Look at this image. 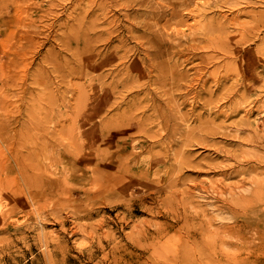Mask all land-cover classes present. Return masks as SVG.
<instances>
[{
  "label": "rangeland",
  "instance_id": "1",
  "mask_svg": "<svg viewBox=\"0 0 264 264\" xmlns=\"http://www.w3.org/2000/svg\"><path fill=\"white\" fill-rule=\"evenodd\" d=\"M262 54L264 0H2L0 178L51 195L0 190V264H264Z\"/></svg>",
  "mask_w": 264,
  "mask_h": 264
},
{
  "label": "bare ground",
  "instance_id": "2",
  "mask_svg": "<svg viewBox=\"0 0 264 264\" xmlns=\"http://www.w3.org/2000/svg\"><path fill=\"white\" fill-rule=\"evenodd\" d=\"M1 2L0 3H2V0H0ZM6 1V0H5ZM3 5V4H2ZM3 7H4V5H3ZM1 8H2V6H1ZM2 10V9H1ZM241 13V12H240ZM251 15V14H250ZM239 16V15H238ZM252 17V16H251ZM250 17V18H251ZM238 18V17H237ZM234 21V20H233ZM236 21V20H235ZM5 24V23H4ZM234 24H236L235 22H234ZM233 24V25H234ZM247 24H248V22H247ZM246 24V25H247ZM237 25V24H236ZM235 25V26H236ZM243 25V24H242ZM221 26H219V27H217V26H210L209 28V30H211V31H218V32H220V33H222V31H224V30H226V29H222V28H220ZM222 27H224V26H222ZM241 27V26H240ZM244 28V27H243ZM239 29V28H238ZM237 29V30H238ZM240 30V29H239ZM241 30H243V29H241ZM245 30V29H244ZM208 32V31H207ZM213 32H212V34H213ZM226 33H227V31H225ZM239 32V31H238ZM225 33V34H226ZM246 33V32H245ZM250 33V32H249ZM219 34V33H218ZM228 34V33H227ZM227 34H226V36L225 37H229V35L227 36ZM237 34H239V33H237ZM220 35V34H219ZM235 35V34H234ZM248 35V34H247ZM214 36V35H213ZM216 36V35H215ZM214 36V37H215ZM224 36V35H223ZM210 37V36H209ZM224 37V38H225ZM237 37H240V38H238L239 40H243V37H245V35H244V31L243 32H241V34L239 35V36H237ZM212 38V37H211ZM218 38V37H217ZM246 39H247V37H245ZM219 39V38H218ZM226 39V38H225ZM209 40V39H208ZM224 39L221 37L220 38V40L219 41H223ZM210 41V40H209ZM209 41H207V42H209ZM213 41H214V39H213ZM218 42V41H217ZM213 43V42H212ZM220 43V42H219ZM215 44H217V43H215ZM205 45H207V44H205ZM209 46V43H208V45H207V47ZM262 55H264V54H262ZM153 57V56H152ZM229 72V71H228ZM236 72V71H235ZM240 73V72H239ZM235 74V73H234ZM65 75V73H63V75H62V77ZM36 74H35V78H36ZM235 76H237V74H235ZM39 77V76H38ZM61 77V78H62ZM64 77H66V76H64ZM63 77V78H64ZM238 77V76H237ZM245 77V76H244ZM40 78V77H39ZM34 79V78H33ZM38 79V78H37ZM238 79V78H237ZM62 80V79H61ZM65 80V79H64ZM63 80V81H64ZM67 81V83H69V81L68 80H65V82ZM33 82H34V80H33ZM241 82H242V80H241ZM240 82V83H241ZM245 82V81H244ZM239 83V82H238ZM240 83H239V85H240ZM247 84V83H246ZM246 84H241V85H246ZM35 85H37L36 83H35ZM37 86H39V85H37ZM234 86H235V83H234ZM233 86V87H234ZM248 86V85H247ZM246 86V87H247ZM67 87V86H66ZM238 87V86H237ZM237 87H235L236 89H237ZM245 87V86H244ZM68 88V87H67ZM69 88H71L70 86H69ZM68 88V89H69ZM248 88V87H247ZM66 89V88H65ZM67 89V90H68ZM244 89V88H243ZM233 91H234V89H232ZM236 91V90H235ZM239 91V90H238ZM245 91V90H244ZM39 92V91H38ZM65 92V91H64ZM232 92V91H231ZM37 93V92H36ZM40 93V92H39ZM234 92H232V94H233ZM238 93V92H237ZM38 94V93H37ZM39 95V94H38ZM64 95H65V93H64ZM68 95V92H67V94L65 95V96H67ZM74 95V94H73ZM239 95V94H238ZM31 96H34V95H32L31 94ZM227 97V96H226ZM225 97V98H226ZM63 98V97H62ZM32 99H35V98H32ZM37 99V98H36ZM235 99V98H234ZM258 100H259V98H258ZM210 101H212V99L210 100ZM32 102L33 101H31V104H32ZM62 102V101H61ZM239 102V101H238ZM62 104V103H61ZM254 104V103H253ZM30 105V104H29ZM33 105V104H32ZM35 105V104H34ZM64 105V104H63ZM238 105H239V103H238ZM259 105H261L260 103H258V106L257 107H259ZM36 106H37V104H36ZM253 106V105H252ZM251 106V107H252ZM236 107V106H235ZM240 107V106H239ZM254 107V106H253ZM33 108V107H32ZM211 108V107H210ZM253 109V108H252ZM257 109V108H256ZM238 110H240V109H238ZM248 109L246 108V111H247ZM237 111V110H236ZM245 111V112H246ZM251 111V110H250ZM251 112H253V111H251ZM70 114V113H69ZM72 115V114H71ZM249 115V114H248ZM73 116V115H72ZM71 116V117H72ZM71 117H70V119H71ZM69 119V118H68ZM66 121V120H65ZM71 121H72V119H71ZM69 122V121H68ZM64 123V122H63ZM71 123V122H70ZM237 123V122H236ZM235 122H234V124H236ZM233 124V125H234ZM244 124H246V122L244 123ZM248 124V123H247ZM237 125H238V123H237ZM240 125H241V122H240ZM239 125V126H240ZM251 125V124H250ZM61 126H63V124L61 125ZM242 126V125H241ZM245 126V125H244ZM247 126V125H246ZM233 127H235V126H233ZM258 127V126H257ZM238 128V127H237ZM241 128V127H240ZM58 129V128H57ZM236 129V128H235ZM243 129V128H242ZM239 130V129H238ZM246 130V129H245ZM61 131V130H60ZM67 132V131H66ZM233 132H235V131H233ZM241 132V131H240ZM1 133V132H0ZM54 133V132H53ZM61 133H63V132H61ZM245 133V132H244ZM55 134H56V131H55ZM235 134V133H234ZM240 134V133H239ZM1 135V134H0ZM51 136H52V134H51ZM58 137H61V136H58ZM58 137H56V138H54V139H57ZM65 137V136H64ZM234 137V136H233ZM241 137V135L239 136V138ZM6 138H7V136H6ZM10 138V137H9ZM3 139H5V136L3 137ZM22 139V138H21ZM29 141H30V139H28ZM63 140V139H62ZM66 140H67V137H66ZM75 140V139H74ZM74 140L72 141H70V142H73V144H75V142H74ZM259 140H260V138H259ZM5 141V140H4ZM11 141V140H10ZM61 140L59 139V142H60ZM20 142V141H19ZM25 142V141H24ZM23 142V143H24ZM27 142V141H26ZM51 142H53V141H51ZM56 142H58V141H56ZM65 142V141H64ZM259 142V141H258ZM22 143V144H23ZM36 143V142H35ZM20 144V143H19ZM38 144V143H37ZM61 144V143H60ZM71 144V143H70ZM21 145V144H20ZM39 145V144H38ZM41 145V144H40ZM64 145H67L66 143L64 144ZM76 145H77V142H76ZM75 145V147H77ZM80 145H82L81 143H80ZM11 146V145H10ZM15 146H18V145H15ZM26 146V145H25ZM60 146V145H59ZM58 146V144H57V147H59ZM74 146V145H73ZM32 147H36V146H32ZM37 147H39V146H37ZM36 147V148H37ZM41 147V146H40ZM42 147H43V145H42ZM15 148V147H14ZM26 148V147H25ZM78 148V147H77ZM76 148V149H77ZM2 149H4V148H2ZM1 149V150H2ZM24 149V148H23ZM22 149V150H23ZM35 149V148H34ZM43 149V148H42ZM44 149H45V147H44ZM0 150V151H1ZM6 150V149H5ZM31 150H32V148H31ZM39 149H37V151H38ZM75 150V149H74ZM19 151H21V149L19 150ZM24 151V150H23ZM28 151H30V149H28ZM75 151H77V150H75ZM75 151H74V153H75ZM7 152V151H6ZM18 152V151H17ZM2 153V152H1ZM31 154H35L36 153V151L35 152H33V151H31L30 152ZM30 153H28V154H26L25 153V156L24 155H20L19 153H15L14 155L13 154H11L12 155V157L14 158V162H13V166H14V169H16V171H17V174H16V181H19L23 186H21V188L19 189V190H17V189H12V186H11V183H9V182H4L5 180H2V178H0V190L2 189L3 191H5L6 193H8V195H9V197L10 198H12L13 199V197L15 198V193L18 195L19 194V196H21V195H23L28 201L30 200L29 198H31V201H33V202H38V201H40L43 197H48L49 198V196L51 195V193L50 192H47V189H45V191H44V189H42V176H43V171H45V170H47V169H44V168H42L41 166H40V164H39V159H37L39 162H35L34 161V163H33V160H32V162L31 161H29V162H27L26 161V159H25V157H27L26 155H28L29 156V154ZM38 153V152H37ZM36 153V154H37ZM60 153V152H59ZM80 153V152H79ZM24 154V153H23ZM63 154V153H62ZM3 155V154H2ZM1 155V156H2ZM1 156H0V159H2L1 158ZM256 156V155H255ZM33 157V156H32ZM35 157V156H34ZM33 157V158H34ZM37 158V157H36ZM253 158V157H252ZM55 159H56V156H55ZM257 159V158H256ZM11 160V159H10ZM56 161V160H55ZM64 161V160H63ZM66 161V160H65ZM185 162H187L186 161V158H185V160H184ZM252 161V160H251ZM59 162V161H58ZM58 162H56V163H58ZM72 162V161H71ZM5 163V162H4ZM188 163V162H187ZM236 163V162H235ZM1 164V163H0ZM7 164V163H6ZM62 164V163H61ZM49 165V164H48ZM59 165V164H58ZM57 165V166H58ZM8 166V165H7ZM3 167V166H2ZM5 168V167H4ZM47 168V167H46ZM6 169H7V167H6ZM5 169V170H6ZM44 169V170H43ZM51 169V168H50ZM4 170V169H3ZM8 171V170H7ZM55 172V171H54ZM55 174V173H54ZM42 175V176H41ZM45 175V174H44ZM50 175V174H49ZM51 175H53V174H51ZM8 176V175H7ZM47 176V175H46ZM0 177H2V176H0ZM5 178H7V177H5ZM67 178H69V177H67ZM46 179V178H45ZM58 180V179H57ZM69 180V179H68ZM15 181V180H14ZM46 181H48V179H46ZM50 181V180H49ZM51 181H53V180H51ZM13 183V182H12ZM12 185H14V184H12ZM42 186V187H41ZM61 189V188H60ZM51 191V190H50ZM62 192V191H61ZM230 194V193H229ZM7 195V194H6ZM60 195V194H59ZM58 195V196H59ZM61 195H62V193H61ZM57 196V197H58ZM63 196V195H62ZM227 196V195H226ZM57 197H56V199H57ZM60 197V196H59ZM222 197H224V196H222ZM226 198V197H225ZM217 199V198H216ZM15 200V199H14ZM55 200V199H54ZM61 200V199H60ZM226 200H227V198H226ZM56 201V200H55ZM18 202V204H19V207L21 208V207H23V203L22 202H19V201H17ZM65 202H67V201H65ZM227 202V201H226ZM230 202V201H229ZM56 203V202H55ZM54 203V204H55ZM58 203V202H57ZM59 203H60V201H59ZM58 203V204H59ZM62 203H64V202H62ZM69 203V202H68ZM52 204H53V202H52ZM247 204V203H246ZM38 205H39V203H38ZM63 206L65 205V204H62ZM248 205V204H247ZM9 206L11 207V212H13V211H15V209H16V206L18 207V205H17V203L15 202V201H11V202H9ZM31 206V205H30ZM67 206V205H66ZM55 207V206H54ZM1 211H3V210H1ZM51 211V210H50ZM200 214V213H199ZM208 223V222H207ZM206 223V224H207ZM252 223V222H251ZM209 225H210V222L208 223ZM171 226V225H170ZM169 226V227H170ZM210 226H212V224L210 225ZM249 226H250V224H249ZM256 225H254V227H255ZM251 227V226H250ZM249 227V228H250ZM262 227V226H261ZM210 228V227H209ZM257 228H259V227H257ZM263 228V227H262ZM198 229V228H197ZM254 229V228H253ZM202 230V229H201ZM255 230V229H254ZM203 231V230H202ZM211 231V230H210ZM162 232V231H161ZM196 232H199V231H196ZM195 232V233H196ZM205 231H203V233H204ZM212 232H213V230H212ZM260 232V231H259ZM261 232H263L262 230H261ZM160 233V232H159ZM165 233V232H164ZM206 233H208V232H206ZM190 234V233H189ZM198 234H200V233H198ZM258 234V233H257ZM163 235V234H162ZM165 235V234H164ZM192 235V234H191ZM203 235V234H202ZM208 235V234H207ZM219 235V234H218ZM190 236V235H189ZM194 236H195V234H194ZM199 236V235H198ZM254 236V235H253ZM211 239V238H210ZM192 240V239H191ZM208 240V239H207ZM211 240H213V239H211ZM222 240V239H221ZM207 242V241H206ZM205 242V243H206ZM218 242V241H217ZM251 242H253V241H251ZM203 243V242H202ZM212 243V242H211ZM219 243V242H218ZM262 243V245H263V242H261ZM222 244V243H221ZM220 244V245H221ZM231 244V243H230ZM258 244V243H257ZM256 244V245H257ZM260 244V243H259ZM258 244V245H259ZM191 245H192V243H191ZM206 245V244H205ZM212 245V244H211ZM226 245V244H225ZM228 245V244H227ZM261 245V246H262ZM222 246V245H221ZM230 246V245H229ZM228 246V247H229ZM231 246H232V244H231ZM254 246V245H253ZM207 247V246H206ZM210 247V246H209ZM217 247H219V246H217ZM224 247V246H223ZM236 247V246H235ZM194 248V247H193ZM261 248H263V247H261ZM203 249V248H202ZM211 249H212V247H211ZM264 249V248H263ZM262 249V250H263ZM187 250V249H186ZM197 250V249H196ZM205 250V249H204ZM226 250H227V247H226ZM243 250V249H242ZM195 251V250H194ZM193 251V252H194ZM223 251H225V250H223ZM240 251V250H239ZM217 252V251H216ZM219 252V251H218ZM227 252V254H229L230 253V251L228 252V250L227 251H225L224 253H226ZM238 253V252H237ZM250 253H251V251H250ZM199 254V253H198ZM243 254V253H242ZM197 255V254H196ZM216 255H217V253H216ZM230 255H232V254H230ZM245 255V254H244ZM259 255H261L260 253H259ZM191 256V255H190ZM193 256V255H192ZM195 256V255H194ZM222 255H220V257H221ZM227 256V255H226ZM235 256V255H234ZM197 257V256H196ZM224 257V256H223ZM236 257V256H235ZM197 258H199V257H197ZM251 258V257H250ZM204 259H206V258H204ZM218 259V258H217ZM259 259V258H258ZM183 260V259H182ZM198 260H200V259H198ZM208 261V260H207ZM182 262V261H181ZM202 262H203V259H202ZM201 262V263H202ZM185 263V262H184ZM178 264V263H177ZM181 264V263H180ZM213 264V263H212Z\"/></svg>",
  "mask_w": 264,
  "mask_h": 264
}]
</instances>
